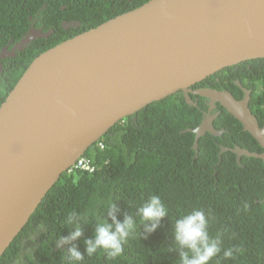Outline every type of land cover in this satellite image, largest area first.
Here are the masks:
<instances>
[{"label": "water", "instance_id": "1", "mask_svg": "<svg viewBox=\"0 0 264 264\" xmlns=\"http://www.w3.org/2000/svg\"><path fill=\"white\" fill-rule=\"evenodd\" d=\"M123 20V26L115 25ZM77 21H64V28ZM31 28L19 50L34 37ZM264 59V0H148L126 17H111L36 55L0 103V256L46 192L120 119L181 91L209 99L237 119L263 148L230 149L264 162V127L244 95L192 86L242 61ZM205 112L193 147L209 132Z\"/></svg>", "mask_w": 264, "mask_h": 264}, {"label": "trees", "instance_id": "2", "mask_svg": "<svg viewBox=\"0 0 264 264\" xmlns=\"http://www.w3.org/2000/svg\"><path fill=\"white\" fill-rule=\"evenodd\" d=\"M44 1H48L42 11L45 22H52L48 11L55 1L67 6L64 19L77 18L80 26L64 29L61 40H51L43 49L27 50L15 62L16 65L3 73L5 82L0 81V90L4 87L11 89L31 59L42 50L148 0H36L37 6ZM22 3L23 0H0L1 39L5 32L17 38L27 29L28 14L16 17L15 12ZM53 10L59 21L58 6ZM14 19L15 23L12 22ZM263 71L264 59L246 60L216 71L192 88L226 89L240 98L241 90L232 82L236 77L252 89L250 107L256 114L257 104L262 101L260 107L264 105ZM5 95L0 91L1 101ZM188 95L192 100L197 97V105L187 104L183 93L177 91L149 103L124 117L119 125L112 126L110 133L100 138L104 149L95 144L84 154L92 164L95 163L96 170L62 173L0 256V264H68L65 252L68 245L58 249L55 241L59 236L69 234V229L63 225L64 216L69 211L75 210L79 216L87 214L88 223L80 221L83 235L74 242L77 246L93 234L97 222L108 220V202L116 204L119 209L117 217L122 219L124 213L135 216L136 209L150 195H159L168 207V216L161 220V226L155 232L144 237V226L136 217L137 227L125 242L120 257L113 260L98 251L91 257L85 255L79 264H178V253L172 248V225L176 218L193 208L205 212L209 218V234L219 237L222 249H240L234 253L233 259H223L221 252L220 257L213 258L209 264H264V255L242 251L256 228L264 233V162L259 158L241 156L242 166H239L231 151L223 152L220 159L218 157L219 145H239L257 152L262 151V147L218 104L213 125L224 129L222 135L205 133L199 138L195 153L192 147L194 133L189 128L201 121L206 106L198 95L191 92ZM221 177L234 184L215 181L217 188L210 189L208 183ZM39 225L43 226L42 231H39Z\"/></svg>", "mask_w": 264, "mask_h": 264}, {"label": "clouds", "instance_id": "3", "mask_svg": "<svg viewBox=\"0 0 264 264\" xmlns=\"http://www.w3.org/2000/svg\"><path fill=\"white\" fill-rule=\"evenodd\" d=\"M22 5H23L22 14L23 13L28 14V21L30 20L29 16H31V17L37 18L40 22H45L42 18V11L48 5V1H44L40 5L37 6L36 0H23ZM51 5H52V9H50V13H48V15L50 16L52 20L51 23H53L55 27H59L58 21L55 18L56 13L53 10V8L58 6V11L60 12L59 8L61 5L64 6V4L58 5V3L54 1L51 3ZM36 10L38 11L37 14H36ZM15 12H16V17H17L18 16L17 8L15 9ZM64 21H77L78 25L75 27L80 26V21L77 18L71 19V20L64 19ZM12 22L15 23V19ZM68 28H71V27H68ZM40 47L41 46L37 45V43L35 44V46L34 44H31L29 46L27 45L26 47L18 51L19 54L14 59L13 65H16L15 62L21 57V55H24L27 50L31 48H40ZM41 48L43 49V47ZM3 78H5L4 74H3ZM242 85L245 88H249L246 85H244V83H242ZM9 90L6 89L3 92L4 95ZM240 90H241V97H242L243 89L240 88ZM198 96L206 99V101L209 100L203 96H200V95ZM4 97L5 96H3V99ZM193 101H195L197 105V99ZM217 105L218 103H216L215 107H217ZM214 113H216V116H217L218 113L215 110L209 112V114H214ZM204 115H205V112L203 113L202 118L204 117ZM123 119H120L115 124L119 125L120 123L124 121ZM217 130H221L220 135H213L209 132L207 133L213 136H221L224 129L220 128ZM95 144L97 145L99 149L101 150L104 149V144L102 141L99 140ZM221 146L223 145H219V151H220ZM235 146H239V145H235ZM192 147H193V143H192ZM197 147H198V141H197ZM223 147H229V146H223ZM233 147H230V148H233ZM241 148H244V147H241ZM193 149L196 153L197 148L195 149L193 147ZM219 151H218V157L220 159L221 154L223 152L231 151V150L227 149L223 151L220 155H219ZM262 151H263V148H262ZM231 152L234 153L233 151ZM234 154H235L236 163L239 166H242L240 162L241 156H246V155H241L239 158V161H237L236 153ZM195 156L196 154L194 155V157ZM92 165L94 167L93 170L84 169V170H79V171L91 173L95 171L97 168L94 162ZM215 181L226 182L231 185L234 184L229 179L225 177H221V178L213 180V182L211 183L210 182L208 183V186L210 189L217 188ZM226 192L227 191L224 190V193ZM95 203L98 204V202H95ZM118 212H119V209L117 208L116 204L114 202H108L106 205V215L108 217V220L97 222L95 224L93 234L90 237L85 238L82 242L77 243V246L74 242L77 240H80L83 235L81 227H80V221H83L84 223L87 224L88 223L87 214H85L84 216H79L75 210H72V211H69L64 216L63 225L66 229H69V234L67 236H59V238L55 241V246L56 248L61 249L65 245H68L67 249L65 250V252L67 253L66 259L68 261V264H79V262H82L84 260L85 255H87L88 257H91L94 254H96L98 251H103L104 253H106L108 258L113 259V260L120 257L124 251L125 242L129 238L130 234L133 233L137 227L136 217H139L140 225L142 224L144 226L143 236L146 237L147 235L155 232L156 229L161 226V220L168 216V207L166 206V204L163 202V200L161 199L159 195H150V197H148V199L136 209L135 216L124 213L123 218L118 219L117 217ZM109 220L111 222H108ZM42 228H43L42 225L38 226L39 231H42ZM208 229H209V218L207 217V215L202 209L193 208L190 212L175 219L172 225L171 236H172V241H173L172 248L178 253V260H177L178 264H209V262L212 261L213 258H219L221 255V252H222L223 259H233L234 253H238L240 251V249L232 248V247L222 249L221 240L219 239V237L210 236ZM81 250L84 252L82 253ZM242 251L252 252L255 255L257 254L264 255V233L259 232L258 229L256 228V231L254 232V234L250 236L248 240L246 241V244L244 245V248Z\"/></svg>", "mask_w": 264, "mask_h": 264}, {"label": "flooded vegetation", "instance_id": "4", "mask_svg": "<svg viewBox=\"0 0 264 264\" xmlns=\"http://www.w3.org/2000/svg\"><path fill=\"white\" fill-rule=\"evenodd\" d=\"M64 8H67V6L61 5L59 8V10H60V12H59L60 19L58 21L59 27H55V25L53 23L48 24L47 22H40L37 18L29 16V19H30L29 20V26L19 37L13 38L12 36L9 35V33H7V32L3 33L4 37L2 39L0 38V80L4 81L3 73L13 65L14 59L19 54L18 51H20V50L17 48V45L20 43V40L30 32L31 28H35L36 32H39L40 34H46V35L40 36V37H34V38L32 36L31 42L28 44V46L31 44H34V46H35L36 43H39V45L41 47H43L51 40L59 41L62 39V37H64V27H63ZM17 12H18V16H21V14L23 12V5L22 4L20 7H17ZM48 13H50V10L48 11ZM4 40H6V42H4ZM261 77L264 79V71L262 72ZM236 80H238V79L236 77H234L232 82L234 83V85L240 87L238 84L235 83ZM243 83L245 84L246 82H243ZM243 88H245V87L243 86ZM193 89H196V88H193ZM248 90H250L249 94L251 96V98H250V101H251L252 89L248 88ZM0 91L4 92L3 90H0ZM259 93H260V91L257 90V95H259ZM243 95H244V91L242 93V96ZM196 99H197V97H196ZM201 99H202L201 100L202 104L206 106V110H202V115L206 111L210 110L209 112H211L213 110H216V107L208 109L207 104H208L209 100L206 101V99H204L202 97H201ZM250 101H249V107H250ZM261 103H262V101H260L257 104V106H259V108L256 109V111H257L256 114L253 113V109L251 107H250V109H251V112L256 117L259 126L264 127V105H262L260 107ZM108 133H110V132H108Z\"/></svg>", "mask_w": 264, "mask_h": 264}, {"label": "built area", "instance_id": "5", "mask_svg": "<svg viewBox=\"0 0 264 264\" xmlns=\"http://www.w3.org/2000/svg\"><path fill=\"white\" fill-rule=\"evenodd\" d=\"M93 170L94 167L86 156H81L77 161L68 168L67 172H72L73 170Z\"/></svg>", "mask_w": 264, "mask_h": 264}, {"label": "bare ground", "instance_id": "6", "mask_svg": "<svg viewBox=\"0 0 264 264\" xmlns=\"http://www.w3.org/2000/svg\"><path fill=\"white\" fill-rule=\"evenodd\" d=\"M130 11H131V10H130ZM130 11L125 12V13L120 14V15H117V16H115V17H119V16L126 17V15H127ZM124 23H125V22H124L123 20H120L119 22H116L115 25H119V26L121 25V26H123Z\"/></svg>", "mask_w": 264, "mask_h": 264}, {"label": "rangeland", "instance_id": "7", "mask_svg": "<svg viewBox=\"0 0 264 264\" xmlns=\"http://www.w3.org/2000/svg\"><path fill=\"white\" fill-rule=\"evenodd\" d=\"M15 84V83H14ZM1 89H3V87L1 86ZM6 90V88L4 87V89H3V91H5Z\"/></svg>", "mask_w": 264, "mask_h": 264}]
</instances>
